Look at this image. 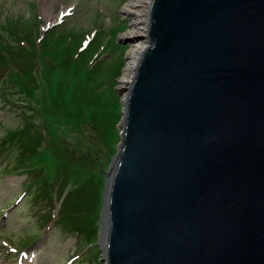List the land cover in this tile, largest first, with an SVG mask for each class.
Masks as SVG:
<instances>
[{"label": "water", "instance_id": "obj_1", "mask_svg": "<svg viewBox=\"0 0 264 264\" xmlns=\"http://www.w3.org/2000/svg\"><path fill=\"white\" fill-rule=\"evenodd\" d=\"M107 169L104 264H264V0H150Z\"/></svg>", "mask_w": 264, "mask_h": 264}, {"label": "rangeland", "instance_id": "obj_2", "mask_svg": "<svg viewBox=\"0 0 264 264\" xmlns=\"http://www.w3.org/2000/svg\"><path fill=\"white\" fill-rule=\"evenodd\" d=\"M129 2L0 0V49L14 47L0 58V264H104L99 240L104 171L116 152L124 108L126 91L116 90L122 89L119 75L132 44L124 36L131 30ZM42 37L65 42L63 52L75 51L71 67H65L70 58L64 55L61 68L53 47V58L45 54L35 61V81L19 69L28 54L16 46L30 49ZM82 54L89 59L75 61ZM18 141L37 143L36 153L20 149ZM63 160L74 167L75 178H92L93 184L100 171L104 177L103 185L88 184L82 191L89 219L99 213L98 237L91 244L55 220L60 201L52 194L54 166Z\"/></svg>", "mask_w": 264, "mask_h": 264}, {"label": "trees", "instance_id": "obj_3", "mask_svg": "<svg viewBox=\"0 0 264 264\" xmlns=\"http://www.w3.org/2000/svg\"><path fill=\"white\" fill-rule=\"evenodd\" d=\"M18 35V33H17ZM20 38H22L21 35H18ZM57 42V43H56ZM53 41L50 40L49 38L44 39V37H42L39 41V43H33L30 44L28 47L30 49H25L24 47H22L21 45L16 46V48H19L21 52V54H28L27 57L23 58V63L22 65L19 66V69L23 70L24 73L23 75L26 76V78L30 77H34L35 81H36V74H35V61L36 60H41V58L43 59V55L47 54L49 57L53 58V52L50 51L52 50V48L54 49L56 56H54V60L60 64L61 68H64V63H65V57L70 58V60L68 61V64L65 67L70 68V61L72 59V54L75 51V47L73 50H67V51H61L60 47L62 45H64L65 42H58V41ZM31 43V41L28 42V44ZM44 43V47L42 49V44ZM58 43H61V45H59ZM73 42H68L67 44H69V46H73L72 45ZM19 44V43H17ZM27 44V45H28ZM14 49V47L8 45V44H4L3 50L2 48L0 50H2V54H0V58H2L5 54H9V51ZM43 51V52H42ZM50 51V52H49ZM80 57V58H79ZM79 57H75V61L76 59H78L79 61L81 60L82 63H85L87 59H89V57H84L83 54ZM31 58H33L34 61V65L33 68H31L32 66V60ZM75 65V62H74ZM70 70V69H69ZM48 68H45V73H48ZM85 77L88 79V77L90 75H88L86 72L84 73ZM50 115V114H49ZM27 143H29L27 145ZM31 141H18V144L20 145V149L22 150H28L31 153H36L35 150L38 147L37 143H33V145H31ZM27 145V146H26ZM61 159V158H58ZM109 159V158H108ZM23 162L28 161L27 159H25L23 157ZM62 164V167H60V165ZM55 168V175H54V179H55V189H52V194H57V197L60 201L59 203V208L57 210L56 213V217L55 220L56 222L64 224L66 227L70 228L71 230L75 231V232H79L80 237H86V239L88 240V244H91L92 241H96L97 237H98V225H97V219L99 218L98 214L96 213L95 216V220L93 221L89 219V213L87 212V207H86V203L85 206L82 207L81 205V198L86 201L88 195H83L82 191H83V187L85 185L88 184H92L89 180L91 179H80V178H75V170L74 167L70 166L69 163L65 160L59 161L55 164L54 166ZM102 172L100 171V174H98L96 176L95 179H93V184L98 187V185H103L104 182V177L103 175H101ZM68 176H73V178L71 179H66ZM46 179V178H45ZM71 182H69V181ZM49 185H52V183L54 184V180L52 181H48ZM73 182V183H72ZM61 183H65L66 185H73V187H70L68 189H66V185H59ZM71 183V184H70ZM92 184V186H93ZM56 185H59L58 187ZM54 188V187H53ZM102 193V191H101ZM76 194L78 195L77 200L75 198H73V195ZM80 198V200H79ZM101 196H100V202H101ZM83 213V215L79 214V212ZM99 212V211H98ZM94 222V226L92 228H90V225L93 224Z\"/></svg>", "mask_w": 264, "mask_h": 264}, {"label": "bare ground", "instance_id": "obj_4", "mask_svg": "<svg viewBox=\"0 0 264 264\" xmlns=\"http://www.w3.org/2000/svg\"><path fill=\"white\" fill-rule=\"evenodd\" d=\"M150 0H130L125 12L132 16L131 30L124 35L132 40L127 52L125 65L119 77V85H127L133 78L141 53L149 45L147 40L148 9Z\"/></svg>", "mask_w": 264, "mask_h": 264}]
</instances>
